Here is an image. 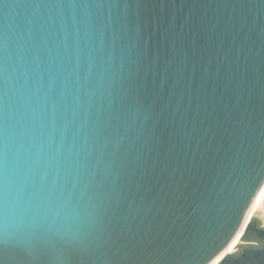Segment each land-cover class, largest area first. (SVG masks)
Instances as JSON below:
<instances>
[{"label": "water", "instance_id": "obj_1", "mask_svg": "<svg viewBox=\"0 0 264 264\" xmlns=\"http://www.w3.org/2000/svg\"><path fill=\"white\" fill-rule=\"evenodd\" d=\"M0 162L5 264H264V0H0Z\"/></svg>", "mask_w": 264, "mask_h": 264}, {"label": "snow or ice", "instance_id": "obj_2", "mask_svg": "<svg viewBox=\"0 0 264 264\" xmlns=\"http://www.w3.org/2000/svg\"><path fill=\"white\" fill-rule=\"evenodd\" d=\"M10 180L7 175L6 165L0 162V223L3 222L5 213L8 206V195H9ZM38 223V221H34ZM5 251L4 242L0 240V264H5L3 258V252ZM233 255L231 247H229L227 253H222L221 256L217 257L215 260L211 261V264H219V261L225 258V256Z\"/></svg>", "mask_w": 264, "mask_h": 264}, {"label": "flooded vegetation", "instance_id": "obj_3", "mask_svg": "<svg viewBox=\"0 0 264 264\" xmlns=\"http://www.w3.org/2000/svg\"><path fill=\"white\" fill-rule=\"evenodd\" d=\"M241 243H243V241H241ZM241 243H240V244H241ZM237 247H238V246H237ZM236 249H237V248H236ZM236 249H235V250H236ZM235 250H234V251H235Z\"/></svg>", "mask_w": 264, "mask_h": 264}]
</instances>
